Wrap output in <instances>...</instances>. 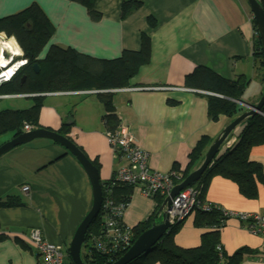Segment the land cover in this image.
Here are the masks:
<instances>
[{"label":"crops","instance_id":"crops-1","mask_svg":"<svg viewBox=\"0 0 264 264\" xmlns=\"http://www.w3.org/2000/svg\"><path fill=\"white\" fill-rule=\"evenodd\" d=\"M124 1L94 0L99 15L95 19L77 2H36L56 27L49 41L60 46H72L93 56L115 57L123 49L137 50L141 36H147L148 61L124 86L142 88L111 91L115 113L119 124L148 153L152 169L163 173L184 169L198 140L206 137L209 145L233 119L224 114L208 117L207 96L213 94L186 87L185 74L203 66L229 79L242 78L244 90L240 100L235 101V116L247 109L246 102L255 103L260 97L264 70L252 51L256 34L251 12L246 0H139L122 14ZM17 7L13 0L7 6L1 4L0 16ZM40 96L38 127L57 130L67 126V136L97 165L100 181L108 180L124 161L109 145L102 120L103 103L96 93L60 90ZM7 135H0V144L12 137L11 133ZM249 157L260 164L264 173V145L252 147ZM24 186L26 190H22ZM6 194L19 196L26 205L0 206V233L5 235L0 238V264H41L40 255L26 239L32 227L40 228L44 239L67 252L92 201L90 182L79 162L62 146L45 138L32 139L0 156V197ZM203 200L226 210L264 213V185L258 184L255 198H245L234 182L213 175ZM154 204V199L142 195L139 186L134 185L121 219L127 226H134L154 210ZM218 229L217 242L223 252L248 249L238 264H264L261 237L245 230L232 217ZM205 230L193 223L192 212L182 221L174 242L180 247L197 246Z\"/></svg>","mask_w":264,"mask_h":264},{"label":"trees","instance_id":"trees-1","mask_svg":"<svg viewBox=\"0 0 264 264\" xmlns=\"http://www.w3.org/2000/svg\"><path fill=\"white\" fill-rule=\"evenodd\" d=\"M83 4L90 18L99 15L93 7L94 0H69ZM139 0H126L121 4L122 14L135 6ZM264 9V1L258 0ZM253 21V19H252ZM255 38L252 51L256 60L262 63L260 41L253 24ZM0 32L12 36L21 50L20 57L25 60L11 77L0 83V93L29 94L32 103L25 108L0 109V135L11 133L16 136L23 132V124L31 128H38V115L42 103L41 94L60 90H106L127 86L135 76L140 65L149 58V41L146 35L141 36L140 47L137 50L123 49L115 57H98L81 52L72 46H60L49 40L54 32V26L40 7L33 1L20 10L0 16ZM33 64H37L35 72ZM22 76L24 77L22 79ZM184 85L221 95L207 96V115L211 119L219 114L234 118L238 113L236 100L244 90L242 78L229 79L203 66L196 67L192 72L184 75ZM39 93V94H37ZM102 101L104 113L102 120L105 130H114L118 125V117L112 102L111 93L95 92ZM69 128L62 125L56 131L67 136ZM233 141L225 146L221 145L211 162L200 177L191 185L196 191L198 200L193 211V223L206 230L200 235V242L193 247H180L174 242V235L180 228L182 221L172 223L160 240L154 243L147 252H143L126 264H238L244 252L237 249L231 254L219 251L216 246L218 228L225 217L215 207L203 210L200 203L204 202L203 193L208 180L213 175L229 179L245 198H255L258 184L264 185V173L258 162L249 157L252 147L264 145V103L261 113L247 116L239 124L238 129L230 134L226 141ZM208 145L206 137L200 138L188 155V162L184 169H172L175 183L181 181L202 159ZM197 162V163H196ZM195 165V166H194ZM97 166V165H96ZM95 166V167H96ZM97 168V167H96ZM109 180L100 181L101 192L109 191L114 207L103 208V197L100 208L91 220L80 248L81 259L86 264H111L120 257L128 245L118 236L107 231L105 218H111L119 231L127 228L132 241L153 222H156L157 210L162 202L161 196H151L155 200L154 210L134 226H127L121 219L122 210L130 201L133 185L121 183L110 185ZM102 195V196H103ZM26 205L19 196L6 194L0 197L1 207ZM109 206V207H110ZM117 211L120 214L117 215ZM187 217V216H186ZM185 217V218H186ZM225 218V219H224ZM5 235L0 233V238ZM102 243V248L95 245ZM65 253L64 263L74 264ZM37 254V253H36ZM38 255V254H37ZM42 264V261H41Z\"/></svg>","mask_w":264,"mask_h":264},{"label":"built area","instance_id":"built-area-1","mask_svg":"<svg viewBox=\"0 0 264 264\" xmlns=\"http://www.w3.org/2000/svg\"><path fill=\"white\" fill-rule=\"evenodd\" d=\"M13 54L14 52L9 53V51H7L6 54L3 53V57L5 58V61H8V63L0 66V83L7 81L11 77L13 72L19 66L25 63V60L21 57L12 60ZM6 56H8V58ZM10 68H12L10 73H7ZM140 88L142 87H122L106 90L91 89L86 90V92H111L120 89L134 90ZM183 89L188 90V88ZM204 92L207 94L210 93L220 96L219 94L212 93L210 91ZM21 95L23 94H1L0 97ZM22 127L23 131H28L31 128L28 124L25 123ZM105 131L112 151L114 152V154H118V156L124 161L122 165L114 170L112 176L110 177L109 184L116 185L127 183L132 184L133 186L137 185L139 186L142 195L151 197L157 194L158 196H161L162 200L164 199V197L169 195L172 187L176 184L175 179L172 177L174 171L170 170L163 173L152 169L148 165V153L138 145L133 135L121 124L118 123L116 128L112 131ZM232 141L233 139H230L227 142L226 146H228ZM26 189L27 186H24L22 188V190ZM108 193L109 191H107V189H104V195L102 194V207L112 209L114 207L110 206L112 204V201ZM197 204L198 200L196 198V191L193 189V187L188 186L187 188L179 191L176 195L170 197L169 205L164 207L168 217V221L170 222V224H172L183 219L194 211V208L195 206H197ZM200 207L203 210H208L211 207H215L222 213L225 218L232 217L237 219L245 230L262 238V248L264 250V213L226 210L208 201L200 203ZM118 214H120L119 211H117V215ZM114 224L115 223L111 218H105V226L107 228V231L112 235L122 238L124 242L129 246L132 243L129 230L127 228H123L119 231L118 227H116ZM26 239L32 244L35 252L40 255L42 264H63L65 253L62 250L61 246L44 239L40 228H30ZM95 245L98 248H102V243L100 241H96ZM216 248L219 251L221 250L220 246L218 245L216 246Z\"/></svg>","mask_w":264,"mask_h":264},{"label":"water","instance_id":"water-1","mask_svg":"<svg viewBox=\"0 0 264 264\" xmlns=\"http://www.w3.org/2000/svg\"><path fill=\"white\" fill-rule=\"evenodd\" d=\"M246 3L248 5L249 11L251 12L253 24L260 41L264 70V9L258 2V0H246ZM6 52L7 51L4 50V53ZM32 67L35 72L38 71L37 64H33ZM23 78L24 77L22 76V79ZM263 103L264 81L259 99L255 103H245L247 109L235 116L228 124H226L221 129L218 135L208 145L199 164L194 169H192L181 181H179L172 187L169 195L164 197L157 210V213H159V215L161 216V221L153 222L147 229L142 231L132 241L125 252L111 264H126L141 253L147 252L154 243L160 240L161 236L171 225L168 221V217L164 208L165 206L169 205L170 197H173L179 191L187 188L188 186H191L200 177L207 165L211 162L215 154L220 149L221 145L225 143L226 146L228 142L226 141L228 136L236 130V128L244 118L254 113H261V107ZM35 138L49 139L62 146L79 162L88 176L92 192L91 206L87 213L84 215L83 219L78 224L67 246L68 254L74 264H86L81 259L80 248L84 241L85 232L91 220L97 214L102 202V192L98 169L85 155V153L68 136L62 135L56 130L50 129L48 127L30 128L28 131H23L18 135L4 141L0 144V156L10 149L18 145L27 143ZM184 219L185 217L179 221H182Z\"/></svg>","mask_w":264,"mask_h":264},{"label":"rangeland","instance_id":"rangeland-1","mask_svg":"<svg viewBox=\"0 0 264 264\" xmlns=\"http://www.w3.org/2000/svg\"><path fill=\"white\" fill-rule=\"evenodd\" d=\"M11 0H0V7H1V4H3L4 6H7L8 5V3L10 2ZM13 1H15L16 2V4H17V9H16V11H18V10H20L21 8H23L24 6H26L27 4H29V3H31V2H33L34 0H28V1H26V2H23L22 0H13ZM37 1V0H36ZM35 1V2H36ZM23 2V3H22ZM16 11H14V12H16ZM54 26V25H53ZM56 27H54V29H55ZM0 33H2V32H0ZM13 37L12 36H6V35H3V37H0V40L1 41H4V42H8V43H11L12 41H13ZM15 41V40H14ZM17 44V43H16ZM16 44H14V47L15 48H18L17 47V45ZM19 49V48H18ZM20 53H21V50H20ZM19 58V57H18ZM20 67V66H19ZM18 67V68H19ZM17 68V69H18ZM0 94H14V93H0ZM19 94H21V93H19ZM15 97H19V96H15ZM32 103V100H31V97H20V98H18V99H16V98H12V99H0V107H4V106H6L7 108H9V107H19V106H24V105H28V104H31ZM6 134H8L7 136H9V134L10 133H5V134H3V136L4 135H6ZM2 137V136H1ZM223 208V207H222ZM159 221H161V216H158L157 218H156V222H159ZM63 250V249H62ZM64 264H66V263H64Z\"/></svg>","mask_w":264,"mask_h":264},{"label":"clouds","instance_id":"clouds-1","mask_svg":"<svg viewBox=\"0 0 264 264\" xmlns=\"http://www.w3.org/2000/svg\"><path fill=\"white\" fill-rule=\"evenodd\" d=\"M3 33H0V37H3ZM14 44H15V41H14V39H13V41L11 42V43H8V44H3L2 46H0V66H3L4 64H6V63H8V61H5L4 59H3V49L4 48H8L10 51H13L14 52V54H13V57H12V60L13 59H17L18 57H20V54H19V49L18 48H14L13 46H14ZM16 71V70H15ZM14 71V72H15ZM13 72V73H14Z\"/></svg>","mask_w":264,"mask_h":264},{"label":"bare ground","instance_id":"bare-ground-1","mask_svg":"<svg viewBox=\"0 0 264 264\" xmlns=\"http://www.w3.org/2000/svg\"><path fill=\"white\" fill-rule=\"evenodd\" d=\"M253 19V18H252ZM3 44H5V43H3V42H0V46H2ZM4 52V51H3ZM3 54V53H2ZM4 54H6V53H4ZM7 58H8V56H6ZM3 59L5 60V58L3 57ZM11 69L12 68H10L9 70H8V72L7 73H10V71H11Z\"/></svg>","mask_w":264,"mask_h":264}]
</instances>
